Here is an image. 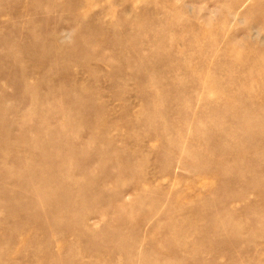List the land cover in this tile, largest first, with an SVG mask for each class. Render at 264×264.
Returning <instances> with one entry per match:
<instances>
[{
    "label": "rangeland",
    "instance_id": "rangeland-1",
    "mask_svg": "<svg viewBox=\"0 0 264 264\" xmlns=\"http://www.w3.org/2000/svg\"><path fill=\"white\" fill-rule=\"evenodd\" d=\"M0 264H264V0H0Z\"/></svg>",
    "mask_w": 264,
    "mask_h": 264
}]
</instances>
